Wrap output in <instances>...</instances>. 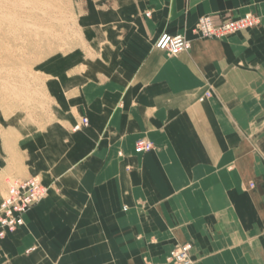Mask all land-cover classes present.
<instances>
[{
	"label": "crops",
	"instance_id": "1",
	"mask_svg": "<svg viewBox=\"0 0 264 264\" xmlns=\"http://www.w3.org/2000/svg\"><path fill=\"white\" fill-rule=\"evenodd\" d=\"M247 13L260 24L194 34ZM77 26L44 114L0 131L29 134L13 164L0 148V202L7 175L47 189L0 264H164L187 242L195 264H264V0H81ZM163 33L190 48L157 50ZM140 139L153 149L136 154Z\"/></svg>",
	"mask_w": 264,
	"mask_h": 264
},
{
	"label": "rangeland",
	"instance_id": "2",
	"mask_svg": "<svg viewBox=\"0 0 264 264\" xmlns=\"http://www.w3.org/2000/svg\"><path fill=\"white\" fill-rule=\"evenodd\" d=\"M80 7L81 0H0V131L14 124L28 128L44 114L51 82L46 68L82 45ZM28 136L0 134L11 164L13 147L19 149ZM7 177L3 186L16 180Z\"/></svg>",
	"mask_w": 264,
	"mask_h": 264
},
{
	"label": "built area",
	"instance_id": "3",
	"mask_svg": "<svg viewBox=\"0 0 264 264\" xmlns=\"http://www.w3.org/2000/svg\"><path fill=\"white\" fill-rule=\"evenodd\" d=\"M259 24V18L250 13L237 18L228 17L219 22L212 16H202L196 24L194 34L201 39L220 40L252 29ZM154 47L168 56L175 57L186 52L190 48V42L183 34L163 33L155 42ZM205 96H210V93H206ZM87 126L88 120L82 118L72 130L76 131ZM152 149L151 142L140 139L136 142L134 151L136 154H142ZM46 194L47 189L36 178L9 181L5 195L0 202V239L7 233L22 227L26 213ZM192 249V243L179 245L166 256L164 264H195L191 256Z\"/></svg>",
	"mask_w": 264,
	"mask_h": 264
}]
</instances>
